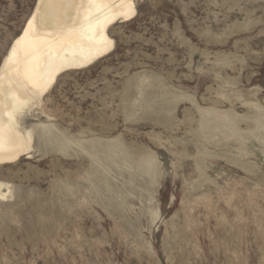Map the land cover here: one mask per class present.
<instances>
[{
  "label": "rangeland",
  "instance_id": "obj_1",
  "mask_svg": "<svg viewBox=\"0 0 264 264\" xmlns=\"http://www.w3.org/2000/svg\"><path fill=\"white\" fill-rule=\"evenodd\" d=\"M135 2L25 112L0 264H264V0ZM36 3L0 0V65Z\"/></svg>",
  "mask_w": 264,
  "mask_h": 264
},
{
  "label": "bare ground",
  "instance_id": "obj_2",
  "mask_svg": "<svg viewBox=\"0 0 264 264\" xmlns=\"http://www.w3.org/2000/svg\"><path fill=\"white\" fill-rule=\"evenodd\" d=\"M137 13L135 0H37L0 65V166L33 148L34 130L22 124L25 112L41 102L63 72L112 52V26ZM5 186L10 190L0 182V198L8 195Z\"/></svg>",
  "mask_w": 264,
  "mask_h": 264
},
{
  "label": "snow or ice",
  "instance_id": "obj_3",
  "mask_svg": "<svg viewBox=\"0 0 264 264\" xmlns=\"http://www.w3.org/2000/svg\"><path fill=\"white\" fill-rule=\"evenodd\" d=\"M97 2H99V0H90V3H93V4H95ZM29 23H30V21H29Z\"/></svg>",
  "mask_w": 264,
  "mask_h": 264
}]
</instances>
